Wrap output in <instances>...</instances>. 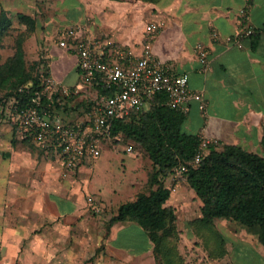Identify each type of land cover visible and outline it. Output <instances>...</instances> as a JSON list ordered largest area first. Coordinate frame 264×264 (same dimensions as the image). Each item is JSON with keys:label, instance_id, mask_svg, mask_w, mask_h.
Here are the masks:
<instances>
[{"label": "crops", "instance_id": "0c3cea01", "mask_svg": "<svg viewBox=\"0 0 264 264\" xmlns=\"http://www.w3.org/2000/svg\"><path fill=\"white\" fill-rule=\"evenodd\" d=\"M1 6L36 19L48 75L64 86L80 84L81 75L77 54L59 45L63 29L86 25L84 35L109 61H135L150 41L155 56L174 73H188L190 88L202 93L201 100L188 103L186 130L221 147L237 144L261 154L264 0H0ZM158 20L165 21L164 27L149 33L148 24ZM198 44L205 47L206 66ZM50 154L19 137L11 124L0 129V197L5 198L0 200V264H156L152 243L136 222L119 221L106 236H93L90 211L104 208L93 196L85 201L74 194L88 159L63 178L59 159L44 157ZM182 187L186 191L180 193ZM167 204L176 208L178 224L179 215L185 216L181 228L196 240L188 225L201 216L202 203L185 180ZM233 241L235 251L245 247L251 252L245 264H264L263 246L243 238Z\"/></svg>", "mask_w": 264, "mask_h": 264}, {"label": "trees", "instance_id": "16d2710c", "mask_svg": "<svg viewBox=\"0 0 264 264\" xmlns=\"http://www.w3.org/2000/svg\"><path fill=\"white\" fill-rule=\"evenodd\" d=\"M17 17L30 31L36 29L35 18L25 13H18ZM11 24L12 18L1 9L0 39ZM22 61L19 51L15 63L0 67V107L4 112L5 106L10 104V120L16 130L13 119L16 103H36L42 111L58 114L64 122L74 124L77 121L69 119L73 112L83 109L79 113L85 115L92 111L101 95L110 94L102 82H97L77 94L59 93L48 98L42 86L48 69L35 74L26 72L20 69ZM26 85L30 86L29 91H20V87ZM186 118L187 113L170 107L166 95L161 93L149 101L147 108L113 121L111 138L124 135L142 143L154 170L149 176V190L122 202L108 221V229L119 221L136 222L152 243L156 264H185L186 258L180 252L182 231L178 226L177 210L167 204L173 194L167 181L173 176L175 167L183 163L188 165L183 180L202 203L201 216L189 221L188 228L202 241L211 258H221L227 250L222 232L216 226V221L221 219L234 221L248 234L255 235L264 247V155L237 144H224L219 149L217 143L209 145L208 154L197 166L191 165L189 162L198 151L201 138L186 130ZM261 145L264 148V133ZM212 229L214 239L210 242Z\"/></svg>", "mask_w": 264, "mask_h": 264}, {"label": "built area", "instance_id": "2783aa9c", "mask_svg": "<svg viewBox=\"0 0 264 264\" xmlns=\"http://www.w3.org/2000/svg\"><path fill=\"white\" fill-rule=\"evenodd\" d=\"M240 13L245 14L246 10L241 9ZM164 25V20L150 22L147 31L156 34ZM86 29V25L69 26L61 31L59 38L60 46L73 50L78 56L81 83L64 86L51 75H46L42 80L43 93L48 98L59 93L69 96L102 82L110 94L101 95L92 111L74 124L64 122L58 114L42 111L36 103H16L13 111L19 137L53 153L62 165L63 178H68L86 159H95L101 155L103 142L112 137L115 119L145 109L154 96L165 94L170 107L185 112L192 98L202 99L201 92L190 88L188 73H174L155 56L150 41L144 44L141 55L135 61H109L97 50L94 39L84 35ZM252 32L248 28L245 34L250 35ZM196 51L206 66L205 47L198 44ZM29 87L22 86L20 91H29ZM39 97L38 94L37 99ZM217 143V140L201 138L200 148L189 164L197 166L204 158L203 150ZM127 151L132 152L133 147L128 145ZM187 170V164L181 163L175 167L171 185L173 194L178 191ZM93 200V197L88 198L90 204H93ZM94 209L99 210V207L95 206Z\"/></svg>", "mask_w": 264, "mask_h": 264}, {"label": "rangeland", "instance_id": "374dc122", "mask_svg": "<svg viewBox=\"0 0 264 264\" xmlns=\"http://www.w3.org/2000/svg\"><path fill=\"white\" fill-rule=\"evenodd\" d=\"M1 9H4V7L1 6L0 10ZM4 10L7 15L12 18V24L0 39V67L6 68L9 63H15L17 54L21 51L23 61L21 65L22 68L20 69L26 72L30 71L34 74L38 71H46L47 58L41 46L42 39L39 33L36 32V29L34 31H30L29 28L27 29V25L19 21L17 14H11L8 10ZM72 80L70 79V81ZM9 108L10 104L5 106L6 110L3 112L2 107H0V129L9 124L15 128L10 120ZM81 111H75L70 115V117L75 116L72 121L84 117L83 113H79ZM128 145L133 147L132 152L127 151ZM31 147L37 152L35 145L31 144ZM218 148L220 149L222 147L219 145ZM203 151L204 156H206L209 152V147ZM259 152L264 155V148ZM41 156L42 155L39 157L41 158ZM50 156L51 157H46L44 155L46 159L53 160L54 155L50 154ZM86 165L87 169L85 167L82 182L77 186V191L74 194L81 199L84 197L85 201L88 196H93L96 201H100L99 204L104 208L103 211H90L88 220H90L94 227L92 229L93 236L97 233L99 237H103L109 233V220L107 216L116 212L117 206L122 202L134 198L138 192L149 190V176L154 170V164L142 143L126 138L124 135H119L118 138L105 140L103 142L101 155L95 159H88ZM172 181L173 178L170 177L167 181V185L172 184ZM184 191H186V189L183 187L179 190L180 193ZM3 197L4 195L0 197L1 201L5 200ZM193 214L195 215V213ZM179 216L181 218V225H178L181 228V226H183L182 220L185 219V216L181 214ZM216 222L218 230L222 232V236L224 237L223 240L226 241L225 248H227V250L225 256L217 259L211 258V255L203 246L202 241H200L198 237H196V240L189 239L187 237V229L181 228V233L184 235L181 236L180 240V252L186 258L185 264H245L251 252L245 247L241 249L237 248L235 251L233 239L235 241L242 238L252 240L256 241L259 247L262 246L255 235L248 234L244 228L236 225L234 221L221 219ZM211 232L212 234L209 233L212 236L209 238L210 242L214 239V229H212ZM81 236L83 237L84 235L81 234ZM142 243L143 241L137 243V247L143 245ZM212 245L214 249H216V245Z\"/></svg>", "mask_w": 264, "mask_h": 264}]
</instances>
